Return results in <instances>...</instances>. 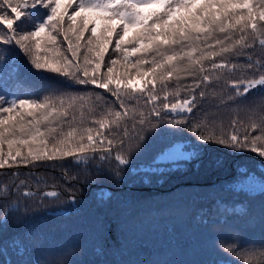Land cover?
Returning a JSON list of instances; mask_svg holds the SVG:
<instances>
[{
    "label": "trees",
    "instance_id": "1",
    "mask_svg": "<svg viewBox=\"0 0 264 264\" xmlns=\"http://www.w3.org/2000/svg\"><path fill=\"white\" fill-rule=\"evenodd\" d=\"M201 3L202 0H197L193 12H198ZM258 3L259 0H254V13ZM74 10L75 3L68 9L69 15ZM25 11L33 14L22 18L24 30L28 31L34 30L31 27L33 22L46 20V13L50 10L37 6ZM182 14L187 13L182 10ZM88 15L92 17L94 14ZM79 21L77 18V28ZM68 23L65 17V26ZM96 23L99 37L106 21L97 20ZM93 26L89 23V28ZM140 30H130L120 50L115 48L119 28L112 34V43L96 72L98 79H106L107 68L113 67V83L109 89L116 90V81H119L121 90L129 84L144 85V80L137 77L136 69L131 67L144 55L143 50L127 61L124 59L127 55L124 49L133 47L128 43L129 39ZM54 35H57V46L42 44L41 55L46 54L45 47H50L53 48L47 53L50 57L59 51L73 59L63 36ZM90 35V31L86 32L80 42L78 61L83 67L84 56L88 55L93 60L87 66L91 74L99 59L94 53H87L84 47ZM227 35L217 32L208 42L211 48L203 42L201 47L205 52H218L221 46L215 44V39H224ZM240 35L242 33L233 32L232 40H225V45L239 39ZM260 38L253 41L249 36L245 44L250 47L237 45L231 52L202 61L206 69H210L214 62H224L228 64L227 68L198 72L195 76L184 73L179 82L174 75L167 82L169 92L175 91L177 83L181 86L178 97H168L169 104L188 98V86L200 82V88L195 91L203 90L205 96H198L199 102L191 113L163 109L164 93L157 84L160 99L155 105L146 102V95H139L138 104L136 99L121 96L129 109L127 116L123 115L119 101L109 89L91 83L79 84L60 74L35 70L22 51L17 49L14 55L9 51L11 45L0 44V97L6 101L31 99L39 102L45 96L66 100L76 97L74 108L69 110L71 115L65 118L56 135L59 131L66 133L71 127L76 128L77 134L90 127L113 140L111 151L105 152L109 146L100 144L99 137L93 132L98 150L85 153L84 160L76 156H58L27 164L10 161L0 168V209L5 205L6 195L9 213L5 217L0 211V264H37L38 260L40 264H59L61 260L65 264L68 260H75L76 264H233L239 260L240 264H246L244 258L235 255L236 251L256 253L260 264H264V256L259 255L264 253V195L261 194L264 158L247 149L232 150L197 138L198 134H206L213 127L217 134L220 127L227 132L232 119L238 121L237 128L246 126L252 112L264 110V89L260 86L251 89L246 97L237 96L232 89L234 81L258 79L264 74V47L258 42ZM193 55L198 57L200 53ZM150 56L148 54L146 58L150 59ZM112 59L118 61L114 66L110 64ZM249 60L254 64L251 69L247 67ZM203 75L212 78L203 81ZM229 95L233 96L232 100L227 99ZM2 106L8 107V104ZM154 106L160 111L159 117L150 114ZM109 111H120L122 119L118 125L112 124L114 117L108 116L110 126L100 129L94 121L105 118ZM140 112L147 118L144 125L137 123ZM73 115L76 119L70 126L67 121H71ZM176 121L183 123L177 124ZM200 122L208 128L192 131L191 126ZM152 124L155 127H151ZM125 127L127 136L123 135ZM137 132L144 139L139 148L133 147L129 151V145H135ZM256 134L258 130L252 133ZM121 139L123 144L118 143ZM169 141L184 144L188 156L154 163L157 152ZM53 143L49 138V154ZM83 143L87 144V140ZM32 146L40 147L38 142ZM22 151L26 154L27 149ZM117 154L123 155L129 163L120 164L115 159ZM20 160L18 157L17 161ZM50 192L57 195H47ZM222 220L231 227L221 228ZM230 244L236 245L233 252L226 251Z\"/></svg>",
    "mask_w": 264,
    "mask_h": 264
},
{
    "label": "snow or ice",
    "instance_id": "2",
    "mask_svg": "<svg viewBox=\"0 0 264 264\" xmlns=\"http://www.w3.org/2000/svg\"><path fill=\"white\" fill-rule=\"evenodd\" d=\"M74 3L75 10L69 15L68 9L72 8ZM253 3L254 0H202L198 12H193L197 0H0V44L11 45L12 48L9 51L14 55L17 54V49L22 51L29 58V62L35 70L60 74L79 84L91 83L99 88L109 89V85L113 83L111 76L113 67L107 68L106 79L104 77L98 79L96 72L101 67L100 62L104 59L108 45L112 43V34L117 33V28H119L115 48L120 50L125 43V38L129 36L130 30L139 28L141 30L135 32L128 41L133 47L124 49L127 52L124 59L127 61L130 56L141 53L143 50L144 55L132 63L131 67L136 69L135 75L144 80V85L140 87L129 84L121 90L119 81H116V90L109 89L119 101L123 115L127 116L129 109L125 107L121 96L136 99L138 104L139 95H146V102L155 105V102L160 99L157 94V84L161 86L164 93L163 109L169 112L191 113L196 103L199 102L198 96L201 98L205 96L203 90L199 93L195 91L196 88H200V82L188 86V98L177 100L171 104L167 102L168 97L170 95L178 97L181 86L177 83L175 91L169 92L167 82L174 75L179 82L184 73L195 76L198 72L205 73L227 68L228 64L224 62H214L210 69H206L202 61L231 52L237 45L250 47V44H245L249 36L253 37V41L255 38L261 37L258 42L261 47H264V23H261L264 22V0H259L255 13ZM37 6L50 10L49 13H46L47 19H41L39 23L33 22L31 27L34 30L25 31V21L22 18L33 15L25 10L35 9ZM216 8L219 11H213ZM182 10L186 11L187 14H182ZM88 13L94 15L90 17ZM65 17L69 22L67 26H65ZM77 18H80L79 28L76 27ZM97 20L106 21L99 37L97 36V27H99L96 23ZM18 21L21 23L17 24ZM114 21L117 23L114 24ZM89 23L94 26L89 28ZM89 31L91 35L84 47L87 53H94L95 57L99 59L91 74L87 66L92 64L93 60L85 55L83 67L79 65L78 61L80 42L84 40L85 33ZM217 32L228 34L224 39H215V44L221 46L219 51L205 52L201 43L203 42L211 48L212 45L208 42L214 38ZM233 32L242 33V35L239 36V39L225 45V40H232ZM54 33L63 36L73 59H69L59 51H56L51 57L47 55L57 46V35ZM42 34H44L43 39ZM42 44L51 45L53 48L45 47L43 51L46 54L41 55ZM195 52H199L200 55L194 56L193 53ZM148 54H151L150 59L146 58ZM240 54L237 53V55ZM117 62L116 59H112L110 64L114 66ZM145 65L150 66L145 68ZM232 67L235 68L236 66L232 65ZM247 67L251 69L254 64L249 60ZM81 72L82 75H77ZM211 78L209 75H203V81H210ZM257 86L264 89V74L260 75L258 79L234 81L232 89L237 96L246 97L248 92ZM76 99V97H69L66 100L63 97L45 96L43 101L39 102L31 99L6 101L0 97V168H4L10 161L27 164L41 159H56L58 156H76L80 160H84L85 153L98 150L95 147L97 141L93 137V132L99 137L100 144L106 143L109 146L104 151L110 152L113 140L104 137L100 131L90 127L81 129L79 134H77L75 127H71V130L66 133L59 131L58 136L56 135L58 130L62 129L65 118L71 115L69 110L74 108ZM227 99L232 100L233 96L229 95ZM4 103H7L8 107H3L2 104ZM150 114L159 117L160 111L154 106ZM108 116L114 117L111 121L112 124L118 125L122 119L120 111L114 113L109 111L105 118L94 121L99 124L100 129L110 126ZM139 116L137 123L144 125L147 118L143 112H140ZM16 117L19 118L16 119ZM75 119L76 117L73 115L72 120L67 121V123L71 126ZM248 119L249 123L246 126L237 128L238 121L232 119L227 132L223 127H220L217 134L213 127L207 130L206 134H198L197 138L202 142L227 146L232 150L243 151L247 149L264 158V110L259 113L252 112ZM176 123H183V121H176ZM151 127H155V124H152ZM197 128L207 129L208 125L200 122L191 126L192 131H196ZM257 130L258 134L252 135ZM123 135H128L127 127L124 129ZM49 138L54 141L51 154L47 148ZM85 139L87 144L83 143ZM143 139V135L137 132L135 145L130 144L129 151L133 147L139 148L140 141ZM37 142L40 147L34 148L32 145ZM118 143L123 144V139L119 140ZM23 148L27 149L26 154L22 151ZM183 153H187L184 144L169 141L157 152L153 162L167 161ZM18 157L21 158L20 161H17ZM115 159L123 165L129 163V160L121 154H117ZM23 183L24 181H21V184ZM261 194L264 195V189H262ZM47 195L56 196L57 193L50 192ZM13 208L18 210L15 205ZM0 211L5 217L9 214L6 195L5 205ZM237 211L243 210L237 209ZM204 223L207 224L208 221H204ZM219 226L223 229L231 227L226 220H222ZM235 248V244H230L226 251L233 252ZM235 255L244 258L246 264H260L256 253L236 251ZM259 255L264 256V253ZM37 264H40L39 260ZM59 264H65V261L61 260ZM66 264H76V261L68 260ZM233 264H240V261H233Z\"/></svg>",
    "mask_w": 264,
    "mask_h": 264
},
{
    "label": "rangeland",
    "instance_id": "3",
    "mask_svg": "<svg viewBox=\"0 0 264 264\" xmlns=\"http://www.w3.org/2000/svg\"><path fill=\"white\" fill-rule=\"evenodd\" d=\"M181 143V142H180ZM183 156H188V153H183V154H180V155H177V156H174L170 159H175V158H178V157H183Z\"/></svg>",
    "mask_w": 264,
    "mask_h": 264
}]
</instances>
